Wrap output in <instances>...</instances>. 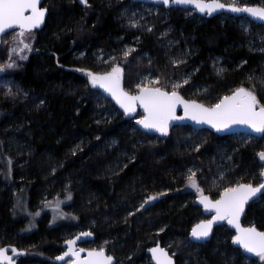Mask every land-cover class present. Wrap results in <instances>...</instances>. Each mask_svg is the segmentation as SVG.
Masks as SVG:
<instances>
[{
  "label": "trees",
  "instance_id": "1",
  "mask_svg": "<svg viewBox=\"0 0 264 264\" xmlns=\"http://www.w3.org/2000/svg\"><path fill=\"white\" fill-rule=\"evenodd\" d=\"M236 1L238 6L262 2ZM43 5L44 27L31 32L33 50L10 74L26 95L0 99V232L5 233L0 244L26 252L19 264H46L62 251L65 235L78 228L90 231L92 243L104 245L116 261L150 264L146 249L161 244L176 253V264H257L259 257L248 258L233 247L234 234L224 225L205 244L189 241L191 228L205 217L188 177L195 173L212 200L237 183L258 185L264 134L237 140L179 126L153 135L139 127L140 111L127 118L102 97L88 72L104 74L119 65L121 86L130 93L147 73L159 78L153 87L167 91L184 78L187 83L176 91L208 107L243 86L264 105V52L249 44L264 27L245 18L206 19L161 6H150L155 10L150 22L131 27L122 18L126 7H142L132 0H45ZM227 142L232 161L216 182V164ZM18 189L27 192L32 211L46 199L69 196L66 209L74 222L49 228L45 218L36 231L20 233L22 221L12 218ZM149 196L156 199L140 208ZM242 222L264 231V195L247 207Z\"/></svg>",
  "mask_w": 264,
  "mask_h": 264
},
{
  "label": "snow or ice",
  "instance_id": "2",
  "mask_svg": "<svg viewBox=\"0 0 264 264\" xmlns=\"http://www.w3.org/2000/svg\"><path fill=\"white\" fill-rule=\"evenodd\" d=\"M40 0H0V34L6 30L18 28L17 33L23 48L30 46L24 43L26 33L39 26L45 17L46 9L39 7ZM87 3V0H82ZM165 5L169 4H192L200 12L211 14L218 9L229 8L234 12H246L251 16L264 19V7L237 4H224L220 0H162ZM125 57L128 51L123 53ZM12 67V65H8ZM4 66L0 65V71ZM87 71V70H81ZM122 69L119 65H114L111 72L97 74L88 72L89 80L93 86H99L108 92L112 98L124 109L125 114L136 111L139 103L144 110V115L137 120V123L144 129L156 130L162 134H167L169 122L175 119H183L175 115L177 105L182 104L185 117H190L196 122L210 124L218 131L227 129L232 125H244L254 132L264 134V105H260L254 91L246 87H238L230 95H225L216 104L206 107L196 100H186L176 91L180 84H174L172 91H167L163 87L150 86L148 84H137L139 91L135 94L126 92L121 86ZM220 71H223L220 69ZM251 79V77H249ZM157 78L156 83H158ZM187 83V80L184 81ZM43 103V101H41ZM259 157L264 161V152L259 153ZM264 175V169L261 170ZM195 173L188 177L189 182L199 193L198 199L205 209H215V215L210 220H201L191 231V236L196 240L207 238L212 231L214 222L227 220L228 224L234 226L236 235L232 237L233 242L239 244L249 253H254L264 261V231H258L255 226L243 227L240 223V215L244 210V205L256 197L258 193H264V183L253 186L251 183H237L226 187L220 194L219 199L212 200L203 194V189L196 183ZM155 196H149L140 205L143 208L149 201L155 200ZM131 215V213H129ZM82 235H91L85 233ZM69 245L68 252L57 257L62 260L69 252L76 257L73 264H112L113 257L106 255L105 249H92L88 251L86 257L81 258L79 251L73 248L75 241H66ZM13 252L17 249L12 248ZM80 251H83L82 249ZM157 264H173L171 256L159 246L149 250ZM6 248H0V264L4 261L7 264H14L12 257L8 256Z\"/></svg>",
  "mask_w": 264,
  "mask_h": 264
},
{
  "label": "rangeland",
  "instance_id": "3",
  "mask_svg": "<svg viewBox=\"0 0 264 264\" xmlns=\"http://www.w3.org/2000/svg\"><path fill=\"white\" fill-rule=\"evenodd\" d=\"M80 4H84L82 0H77ZM122 1V0H119ZM226 4H237L236 0H229L228 2H224ZM142 7L139 8H129L126 7L127 11L125 14L122 16L124 20H126L127 24L130 25L131 27H136L140 25L141 23H148L150 22L151 18V13L155 10H153L152 5H143L141 4ZM254 6H260L264 7V0L260 4L254 5ZM188 16L194 15V12L191 10H188L187 13ZM240 26L245 30V31H251L250 27L248 24L245 22L241 21ZM18 31L12 32L8 34V36L5 38L3 41V54H5V60H4V68L3 71H0V99L7 101V99L13 100L15 98H22L26 95V93L18 86L16 83H14L11 79L10 74L14 72L15 70H18L20 67L21 61L24 59L23 54L25 55L28 52H31L33 50V45H34V35L29 32L26 33L24 39V43L28 44L30 47L25 49L23 48V44L20 43V38L17 35ZM249 44L250 47L254 50L257 51H262L264 52V30L261 31L256 39L253 38V36H250L249 39ZM132 45H128L125 47L126 49H130ZM2 55V53H0ZM12 65V67H8V65ZM112 70V69H111ZM111 72V71H109ZM181 81H174V84H180L182 85L184 82V78H180ZM122 81V79H121ZM150 81L153 83L150 86H153L157 79L151 75L150 73L145 74L141 78V82L139 84H148ZM139 91V89L130 94H135ZM259 107V105H258ZM100 110H103V113L106 112L108 114L106 109L100 108ZM141 115L139 119L142 117ZM236 136V139L238 140L241 135H234ZM234 151L232 150L230 144H225L223 145V149H221V152L219 154V159L216 164V172H217V179L215 180L216 182L219 180H222L224 171L226 169L227 163H231L232 161V153ZM263 163V161H262ZM3 172V170L0 169V174ZM260 183V182H259ZM19 193L15 196L14 199V207L12 211V218L14 220H19L22 221V229L20 233H26V234H31L32 232L36 231L39 228V224L43 219H47V227L53 228L57 227L63 223L66 224H72L74 222L73 216L67 212L66 207L69 205L71 199L69 196H60L56 198H51V199H46L43 203H41L36 209L33 211L29 208L28 206V196L26 191H20L18 189ZM17 192V190H14V193ZM199 196V195H198ZM197 196V197H198ZM196 197V198H197ZM206 219V218H205ZM204 219V220H205ZM243 223V222H242ZM244 224V223H243ZM246 226H252V224H244ZM71 230V229H69ZM83 230L81 229H72L70 232H68L65 237L64 241L67 239L72 238L74 235L82 232ZM8 235L14 234L12 233H7ZM5 233L0 232V238L4 236ZM0 247H3L0 244ZM101 247H104V245L98 246L97 244L93 243H88L84 245V248L86 249H97L99 250ZM62 251L59 252V254L55 255L54 259L61 254ZM173 256L176 255V253H171ZM44 260L46 264L54 263L55 260ZM147 260H149L147 258ZM50 261V262H49ZM72 261L68 260L67 262L63 264H71ZM257 264H264V261L259 260L256 262ZM23 264H37L33 262L32 260H28L27 262H24ZM116 264H131L129 263V260H117Z\"/></svg>",
  "mask_w": 264,
  "mask_h": 264
},
{
  "label": "water",
  "instance_id": "4",
  "mask_svg": "<svg viewBox=\"0 0 264 264\" xmlns=\"http://www.w3.org/2000/svg\"><path fill=\"white\" fill-rule=\"evenodd\" d=\"M44 1L45 0H40L39 7L46 9L44 7V5H43ZM132 2L136 3V4H143V5L161 6L165 10H170V9L191 10L198 17L206 18V19H211V18H214V17H217V16H223V15L230 16L232 18H239V19L240 18H245V19L249 20L251 23H253L255 25H259V26H263L264 27V19L253 17L249 13H246V12H234V11L230 10L229 8L218 9V10L212 12L211 14H208L207 12H200L192 4H169V5H165L162 2V0H132ZM221 3H224V2H221ZM224 4H226V3H224ZM47 16H48V10L46 9V13H45V17H44L43 22L39 26L33 28L30 32L40 31L44 27V24H45ZM14 31H18L19 32V29L18 28L8 29V30H6V32L4 34H0V46H1V43H2V38L5 35H7V34H9L11 32H14ZM88 79H89V76H88ZM89 82H90V80H89ZM90 84H91V82H90ZM91 86H93V85L91 84ZM93 87L97 89V91L100 93V95L102 97H104V98L110 100L111 102H113L118 107V109L123 114V116L129 118V117L133 116L135 113H137V111H140L142 113V115H144V110H143L142 106L139 105V103H137V105H136V111L135 112H132V113L126 115L125 112H124V109L121 108L120 105L116 103V101L112 98V96L108 92H106L103 88L99 87L98 85L97 86H93ZM198 103H200V102H198ZM206 107H208V106H206ZM257 108H259V107L257 106ZM175 115L177 117H182L183 119H175V120L170 121L169 122L168 132L170 130H172L174 127L185 126V127L191 128L193 130H207V131H209V132H211V133H213L215 135L221 136V137H229V136H234V135H243V136L251 137L253 139H259V138H261L263 136L262 133L254 132L251 128H249L248 126H244V125H232L229 128H227V129H223V130H219L218 131L216 128L212 127L210 124L203 123V122H199L198 123V122L192 120L190 117H185L184 108H183L182 104L177 105ZM139 127L143 131L149 132V133H151L153 135H156V136L166 135V134H162V133H160V132H158V131H156L154 129L153 130L144 129L141 125H139ZM262 169H264V163H263ZM260 183H264V175H261V174H260ZM263 195H264V193H258L256 197L252 198L251 200H249L244 205V210H243V212L240 215V223H241V225L243 227H251V226H246V225H244L242 223V219H243L245 210L247 209V207L250 204L258 201ZM195 205L201 210L203 216L206 218L205 220H210L212 218V216L215 215V209H211V208L210 209H205L204 205L200 202L198 197L195 199ZM222 225L226 226L228 228V230H230L231 232H233L234 235H236V229L234 228V226L228 224L227 220H223V221L214 222L211 233L209 234V236L207 238H204L202 240H196V239H194L191 236V231H192V228L194 227L193 226L191 228V230H190V233H189V241L192 244H194V245L205 244V243L210 241L214 229L219 227V226H222ZM85 233H91V232L90 231H82V232L74 235L72 238L66 240V241H69V240L75 241V243L73 245V248L76 251H79L81 258L86 257L87 254H88V251H90V249L84 248L83 245L84 244H88V243H92L94 241V235L92 233H91V235H82V234H85ZM66 241L63 242V244H62L63 252L58 257L63 256L65 252H68L69 245L66 243ZM232 245H233V247L242 250L244 252L245 256H247L248 258H256V257H258L254 253L247 252L239 244L234 243L233 239H232ZM157 246H159L160 248H163L169 254V256H171L173 264H176L174 256L172 254H170V252L167 249L162 247L161 244H156V245L146 249L145 255L149 259L150 264H157V262L153 259L152 253L149 251L150 249L155 248ZM0 248H6L8 250L7 254H8V256L12 257V259L14 260V264H19V260L24 258V257H26V252L24 250L16 248L15 246H3V247H0ZM12 248L17 249V252H13ZM81 249L83 251H80ZM105 253H106V255H110V254L107 253V251H105ZM110 256H112V255H110ZM75 259H76V257L73 256L69 252V254L67 256H64V258L62 260H59V259L56 258L54 262L56 264H63L65 262H67L68 260H70V261H72L71 264H73V261H75ZM3 264H7V262L4 261ZM112 264H116V259L114 257H113Z\"/></svg>",
  "mask_w": 264,
  "mask_h": 264
},
{
  "label": "flooded vegetation",
  "instance_id": "5",
  "mask_svg": "<svg viewBox=\"0 0 264 264\" xmlns=\"http://www.w3.org/2000/svg\"><path fill=\"white\" fill-rule=\"evenodd\" d=\"M84 245H85V244H84ZM84 245H83V247H84ZM61 253H62V252H61ZM57 257H58V256H57ZM57 257H56V258H57ZM56 258H55V259H56ZM55 259H54V260H55Z\"/></svg>",
  "mask_w": 264,
  "mask_h": 264
}]
</instances>
